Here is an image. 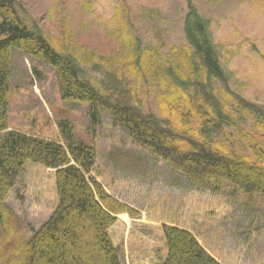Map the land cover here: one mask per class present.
Instances as JSON below:
<instances>
[{
    "label": "trees",
    "instance_id": "16d2710c",
    "mask_svg": "<svg viewBox=\"0 0 264 264\" xmlns=\"http://www.w3.org/2000/svg\"><path fill=\"white\" fill-rule=\"evenodd\" d=\"M77 3L85 16L93 14L89 0ZM20 5L0 0V132L7 128L15 49L54 70L62 101L88 105L93 130L106 114L192 187L218 194L227 185L264 196V106L229 87L209 21L191 0L182 22L185 44L169 51L163 43L144 46L128 9L116 3L105 32L114 49L108 55L76 42L68 3L67 27L62 21L67 50L36 23L28 25ZM144 86L155 93L157 114L145 111L138 93ZM59 131L64 145L18 131L0 136V264H124L109 230L117 215L134 219L137 213L91 176L96 149L76 140L66 122ZM27 163L54 170L57 204L38 229L6 204ZM161 230L166 254L160 264H220L189 231L168 225Z\"/></svg>",
    "mask_w": 264,
    "mask_h": 264
},
{
    "label": "rangeland",
    "instance_id": "374dc122",
    "mask_svg": "<svg viewBox=\"0 0 264 264\" xmlns=\"http://www.w3.org/2000/svg\"><path fill=\"white\" fill-rule=\"evenodd\" d=\"M17 1L27 24L36 23L63 50H67L63 29V23L67 27V3L76 42L98 54L114 50L105 32L116 3L128 9L144 46L163 43L164 51H169L185 44L186 0H89L94 12L88 16L80 11L77 0ZM191 1L209 21V35L229 87L264 106V0ZM92 76L101 80L100 75ZM138 93L144 96L145 111L157 114L155 93L150 94L145 86ZM87 107L61 100L51 67L11 51L8 122L0 136L18 131L64 145L59 124L66 122L76 140L96 149L91 176L137 213L134 220H140L132 222L128 231L118 226L110 229L124 264L162 262L166 254L163 224L191 231L220 264H264V196H248L227 185L218 194L192 187L113 126L108 115L102 114L101 124L93 130ZM6 204L25 224L38 229L57 204L54 171L27 163ZM25 235L30 237L27 229ZM121 238H131L127 255L121 249ZM137 238H149L151 248L137 243Z\"/></svg>",
    "mask_w": 264,
    "mask_h": 264
},
{
    "label": "crops",
    "instance_id": "0c3cea01",
    "mask_svg": "<svg viewBox=\"0 0 264 264\" xmlns=\"http://www.w3.org/2000/svg\"><path fill=\"white\" fill-rule=\"evenodd\" d=\"M138 221H140L139 219H131V218H129V216L127 215V214H120V215H118L117 216V221H116V223H115V227L116 226H118V227H122L124 230H129V227H130V224L132 223V222H137V223H139ZM113 226V227H114ZM180 228H182V227H180ZM121 229V228H120ZM183 229H185V228H183ZM187 230V229H186ZM110 231L111 230H109V234H110ZM189 231V230H188ZM189 232H191V231H189ZM192 233V232H191ZM193 234V233H192ZM127 236V235H126ZM195 236V235H194ZM111 237V236H110ZM195 238L197 239V237L195 236ZM111 240H112V242H113V244H114V246H116V247H118V242H116L115 241V239L114 238H111ZM131 240V238H121L120 240H119V243H123L122 245H121V249L123 250V253L125 254V255H127L128 254V250H129V248H128V242ZM198 241V240H197ZM136 242L137 243H140V244H143V246L145 247V246H147V249L149 250V248H151V244H152V241L151 240H149V238L147 239V238H137V240H136ZM199 242V241H198ZM200 244V243H199ZM201 245V244H200ZM202 246V245H201ZM203 247V246H202ZM203 249L209 254V255H211L204 247H203ZM214 259H216L213 255H211ZM217 260V259H216Z\"/></svg>",
    "mask_w": 264,
    "mask_h": 264
}]
</instances>
